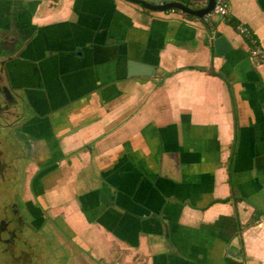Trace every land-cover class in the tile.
Segmentation results:
<instances>
[{
	"label": "crops",
	"instance_id": "1",
	"mask_svg": "<svg viewBox=\"0 0 264 264\" xmlns=\"http://www.w3.org/2000/svg\"><path fill=\"white\" fill-rule=\"evenodd\" d=\"M229 3L208 23L128 0H0L26 41L10 67L35 88L18 138L42 264H264V63L228 21L264 48V0ZM130 59L155 73L129 76Z\"/></svg>",
	"mask_w": 264,
	"mask_h": 264
},
{
	"label": "flooded vegetation",
	"instance_id": "2",
	"mask_svg": "<svg viewBox=\"0 0 264 264\" xmlns=\"http://www.w3.org/2000/svg\"><path fill=\"white\" fill-rule=\"evenodd\" d=\"M17 17L12 18L0 4V41L13 38L15 46L22 43ZM11 20L15 22L13 26ZM14 45L1 43L0 52L14 50ZM7 59L8 56L1 57ZM25 80L0 63V264H42L40 224L35 205L25 197L23 145L18 138L22 122L32 115L33 108L28 103L34 106L35 88L26 85Z\"/></svg>",
	"mask_w": 264,
	"mask_h": 264
},
{
	"label": "water",
	"instance_id": "3",
	"mask_svg": "<svg viewBox=\"0 0 264 264\" xmlns=\"http://www.w3.org/2000/svg\"><path fill=\"white\" fill-rule=\"evenodd\" d=\"M128 1L135 2L137 4L142 5L143 7L147 9H152V10L178 9L187 14L195 15L201 18H203L205 14L210 12L213 9L214 4H215V0H206V2H204V0H128ZM198 4H202V5L198 6ZM210 39L212 43V49L215 50V52L218 55L224 54L232 47L228 38L221 31H217L214 34L211 33ZM1 43H4V41L1 40L0 44ZM25 44H26V41L24 40L22 41L21 44H19L18 47H16L11 52H5V53L0 52V63L6 64V67L10 70V73L12 74L15 73V71H13L12 67H10V62L13 61L14 58H16L14 56V53H21ZM2 56H8V59L1 60ZM16 56H20V55L18 54ZM154 73H155V67L152 64H148L146 62L133 60V59H130L128 61V75L129 76L152 75ZM25 93L27 96L29 95L28 91ZM28 104H30L31 108L34 109V106L31 103H28ZM23 110L26 113H28L27 107L26 108L24 107Z\"/></svg>",
	"mask_w": 264,
	"mask_h": 264
},
{
	"label": "built area",
	"instance_id": "4",
	"mask_svg": "<svg viewBox=\"0 0 264 264\" xmlns=\"http://www.w3.org/2000/svg\"><path fill=\"white\" fill-rule=\"evenodd\" d=\"M230 12V3L229 0H215V4L213 9L208 12L207 14L204 15V20L206 22H211V20L214 18L216 15H227ZM237 29L239 32H241L244 35H248L251 33L250 28L243 24V23H238ZM253 46L250 49L251 56L259 63H264V48L259 45L256 40H252Z\"/></svg>",
	"mask_w": 264,
	"mask_h": 264
},
{
	"label": "trees",
	"instance_id": "5",
	"mask_svg": "<svg viewBox=\"0 0 264 264\" xmlns=\"http://www.w3.org/2000/svg\"><path fill=\"white\" fill-rule=\"evenodd\" d=\"M227 15H228V14H227ZM227 15H224V16H227ZM228 21H229L232 25H234L235 27H237L238 22H239V21H237L235 18H231V17L228 18ZM246 37H247V40H248V42L251 44V47H252V46H253V42H252V40H256V36L251 32L250 34L246 35ZM256 42H257V40H256ZM230 178H231V175H230ZM223 200H226V199H223ZM257 219H258V214H257V212H254V215H253L252 218L246 223V225H249V224L255 222Z\"/></svg>",
	"mask_w": 264,
	"mask_h": 264
},
{
	"label": "rangeland",
	"instance_id": "6",
	"mask_svg": "<svg viewBox=\"0 0 264 264\" xmlns=\"http://www.w3.org/2000/svg\"><path fill=\"white\" fill-rule=\"evenodd\" d=\"M192 5H193V4H192ZM25 215H28V213L25 212ZM28 216H29V215H28ZM48 244H50V242H49ZM47 247H48V249H50L51 253H54L55 250H53V249L51 248V244L48 245Z\"/></svg>",
	"mask_w": 264,
	"mask_h": 264
}]
</instances>
